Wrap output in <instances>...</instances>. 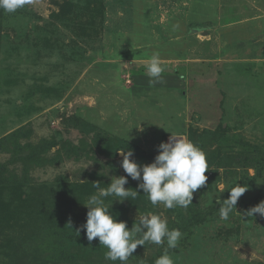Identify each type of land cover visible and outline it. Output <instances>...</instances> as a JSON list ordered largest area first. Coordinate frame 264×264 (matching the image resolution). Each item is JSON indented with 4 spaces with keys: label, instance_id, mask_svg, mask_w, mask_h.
I'll use <instances>...</instances> for the list:
<instances>
[{
    "label": "rangeland",
    "instance_id": "1",
    "mask_svg": "<svg viewBox=\"0 0 264 264\" xmlns=\"http://www.w3.org/2000/svg\"><path fill=\"white\" fill-rule=\"evenodd\" d=\"M153 53L164 68L155 86ZM170 133L206 154L192 205L153 207L139 191L104 206L129 230L150 212L178 228L175 264H264V219L241 217L264 200V0H32L0 10V264H113L98 238L77 233L93 184L126 175L117 151L152 163ZM237 183L248 191L221 219L217 200ZM165 247L138 246L128 264H154Z\"/></svg>",
    "mask_w": 264,
    "mask_h": 264
},
{
    "label": "clouds",
    "instance_id": "2",
    "mask_svg": "<svg viewBox=\"0 0 264 264\" xmlns=\"http://www.w3.org/2000/svg\"><path fill=\"white\" fill-rule=\"evenodd\" d=\"M31 2L32 0H0V10L9 14L15 13ZM163 72L159 54L153 53L146 68L150 85L162 83ZM170 134L168 141L158 146V155L150 164L141 165L131 159L134 155L132 150L117 151L122 157L120 166L126 175L114 177L107 187H100L99 183L93 184L97 192L84 205L88 209L86 223L80 226L77 233L84 231L89 242L98 238L99 244L107 249L104 253L105 259L113 264L117 261L119 264H128L138 246L144 247L146 243L164 245L165 242L164 253L155 259L154 264H175L168 250L178 247L183 235L178 228L170 229L167 220L150 212L138 215L129 230L126 222H118L104 206V199L107 197H117L116 201L123 203L129 198L135 199L139 191L146 195L153 207L163 205L167 209H186L192 205L193 194L207 181L206 154L186 137ZM128 178L138 182L136 190L125 188ZM247 191L248 187L237 183L228 190L229 197L226 200L222 203L217 200L221 219L229 218L233 209L236 210L239 198ZM256 214L264 219V200L245 210L241 217L251 218Z\"/></svg>",
    "mask_w": 264,
    "mask_h": 264
},
{
    "label": "trees",
    "instance_id": "3",
    "mask_svg": "<svg viewBox=\"0 0 264 264\" xmlns=\"http://www.w3.org/2000/svg\"><path fill=\"white\" fill-rule=\"evenodd\" d=\"M199 216H200L199 214H198V215L194 214V215L190 218V220H198Z\"/></svg>",
    "mask_w": 264,
    "mask_h": 264
}]
</instances>
